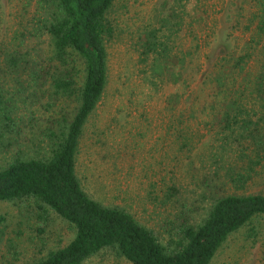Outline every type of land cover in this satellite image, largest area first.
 I'll return each mask as SVG.
<instances>
[{"label": "rangeland", "instance_id": "374dc122", "mask_svg": "<svg viewBox=\"0 0 264 264\" xmlns=\"http://www.w3.org/2000/svg\"><path fill=\"white\" fill-rule=\"evenodd\" d=\"M35 2L0 0V87L14 115L12 131L0 138V167L16 149L47 153L46 127L74 103L46 92L30 95V59L44 55L45 39L23 38L20 49L29 61L16 73L5 70L3 56L29 29ZM256 2L113 0L107 11L106 84L83 126L75 171L92 198L122 206L157 231L162 244L168 221L182 211L198 220L219 193H264V146L255 149L240 126L249 118L264 131L256 91L259 76L264 90V32L256 28ZM171 6L178 16L167 22ZM176 18L181 27L171 34L170 50H195L190 60L184 56L180 78L172 82L151 72L140 43L153 29L164 39ZM73 232L33 197L0 199V264L39 259ZM263 248L264 216H258L231 232L208 264H264ZM81 264L131 263L105 247Z\"/></svg>", "mask_w": 264, "mask_h": 264}, {"label": "trees", "instance_id": "16d2710c", "mask_svg": "<svg viewBox=\"0 0 264 264\" xmlns=\"http://www.w3.org/2000/svg\"><path fill=\"white\" fill-rule=\"evenodd\" d=\"M112 1L36 0L29 29L20 32V42L3 56L5 70L16 73L18 65L29 61L25 57L26 49H20L23 38L45 39L44 55L39 56L41 61L30 59L33 84L30 95L35 98L40 92H46L48 98L74 101L53 120V125L46 127L47 153L32 156L16 149L0 167V199L33 197L74 229L64 245L21 264H81L105 247L114 248L131 264H208L231 232L255 217L264 216V193H219L212 197L198 220L182 211L175 220L168 221L164 231L166 240L162 244L157 231L122 206L102 204L92 198L76 174L75 154L82 129L106 84L104 39L111 30L106 14ZM256 3V28L264 32V0ZM174 10L172 6L167 8L164 17L167 22L168 18L178 16ZM180 22L176 18L167 26L164 39H159L157 29H153L140 43L142 60L151 58V72L169 76L172 82L180 78L184 56L188 55L190 60L195 50L189 47L184 51L170 50L171 34L181 27ZM241 59L238 55L231 66H237ZM216 79L219 83L220 76ZM257 79L256 91L264 108L262 77ZM12 110L11 100L0 87V138L12 131ZM225 122L228 126L226 116ZM250 123L249 118H243L240 126L247 130L255 149H260L264 146V131L260 132L257 125ZM262 254L264 262V248Z\"/></svg>", "mask_w": 264, "mask_h": 264}]
</instances>
